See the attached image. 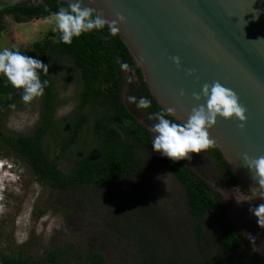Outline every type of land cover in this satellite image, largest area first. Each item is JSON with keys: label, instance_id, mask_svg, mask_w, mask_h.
<instances>
[{"label": "trees", "instance_id": "trees-1", "mask_svg": "<svg viewBox=\"0 0 264 264\" xmlns=\"http://www.w3.org/2000/svg\"><path fill=\"white\" fill-rule=\"evenodd\" d=\"M60 7L45 2L1 11L0 32L4 29L3 16H9L19 24L52 16ZM106 36L109 37L107 41ZM19 51L49 65L47 76L40 73L42 82L48 83L45 94L39 98L38 118L31 132L20 136H6L0 132V156L15 155L26 164L35 183L51 192L64 193L71 187L90 186L117 197L120 193L126 194L125 190L146 173L162 166L183 190L192 241V244L188 241L189 249L196 264L199 261L200 264H224L238 247L247 249L241 234L227 218L220 195L192 170L153 151L152 133L125 109L122 97L126 86L127 96L145 97L151 101L148 109H137L132 104L139 117L150 127L155 121L149 120L148 115L161 111L150 97L139 70L125 48L117 36L109 35L107 27L74 38L71 45L61 41L59 32L48 31L41 40ZM57 57L71 62L79 82L75 105L60 119L55 118L57 98L50 76V66ZM118 61L127 63L133 69L135 79L131 83V73L122 71ZM21 97L22 90L15 89L6 77L0 76V117H5L15 108L25 107ZM72 147H76V152L68 159L66 171H62L59 169L60 162ZM137 150L146 154V158L137 156ZM206 153L224 178L237 186L220 154L214 148ZM117 202L120 206L139 210L129 213L131 222H123L125 234H130L143 252L138 254L139 261L143 264L158 263L161 254L169 251L171 240L161 241L163 238L158 232L161 223H158L157 217H153L141 204H134L133 207L122 200ZM118 214H124L121 207ZM120 227L114 225L116 233L122 232ZM205 227L212 230L208 236L203 232L207 230ZM205 239L212 240L214 245L212 242H209L210 246L207 242L205 245ZM71 258L76 264H106L98 251L79 247L75 250L71 244H66L62 251H48L40 260L22 258L18 253H0V264H67Z\"/></svg>", "mask_w": 264, "mask_h": 264}, {"label": "rangeland", "instance_id": "rangeland-1", "mask_svg": "<svg viewBox=\"0 0 264 264\" xmlns=\"http://www.w3.org/2000/svg\"><path fill=\"white\" fill-rule=\"evenodd\" d=\"M50 19L51 16L16 24L9 16H3L4 29L0 32V50L26 49L31 43L41 40L48 31L55 32ZM50 76L57 98L55 118L60 119L75 105L74 98L79 89V82L71 62L64 57H57L52 62ZM126 91L127 89L122 97V103L124 100L125 104L128 103ZM131 108L135 110L132 105ZM39 109L37 98L31 104L15 108L5 117H0L1 134L28 135L37 121ZM75 148L72 147L60 162L59 169L62 171H66L67 161L74 156ZM136 154L142 159L146 158V154L140 150H137ZM200 154H192L194 172L220 195L227 218L243 236L247 245V249L240 246L234 250L230 263L225 260L224 264H259L264 259L255 252L259 249L257 246L249 245L248 235V231L253 229L250 220L257 221L250 211L256 206H252L249 201L238 202L237 199L244 200L246 195L227 186L212 161L205 160L202 155L198 161ZM4 163L12 166L6 169V172V167L0 169V182L7 172L15 168L16 170L6 183H0V188H3L0 190L3 204L0 206V253H18L22 258L40 260L48 251H62L66 244H71L75 250L79 247L98 251L106 264H143L139 261L138 254L143 252L138 249L137 241L124 231L126 222L132 221L129 213L139 210L120 206L117 201L122 200L133 207L134 204H141L153 217H157L158 223H161L158 230L163 238L161 241L171 240L168 243L169 251L163 252L161 260L153 264H196L189 249L188 241L191 244L192 241L183 190L162 166L146 173L132 187L125 190L127 195L120 193L117 197L90 186L71 187L64 193L51 192L35 183L26 164L15 155L2 154L0 164ZM120 207L124 212L122 216L118 214ZM114 225H121L122 232L116 233ZM205 228L207 230L203 232L208 236L212 230ZM262 229L258 227L257 231ZM254 233L256 232L252 231L251 235ZM206 242L208 244L212 240L205 239V245ZM198 263L200 264V261ZM67 264L76 263L71 258Z\"/></svg>", "mask_w": 264, "mask_h": 264}, {"label": "water", "instance_id": "water-1", "mask_svg": "<svg viewBox=\"0 0 264 264\" xmlns=\"http://www.w3.org/2000/svg\"><path fill=\"white\" fill-rule=\"evenodd\" d=\"M45 2L68 6V0H0V12ZM82 4L109 21L125 17L117 38L156 106L175 110L170 117L175 122L187 121L198 106L193 93H201L205 83L219 81L237 93L246 108L243 130L239 121L218 117L209 134L238 190L246 196L253 188L261 191L243 155L264 156V0H82ZM172 57L180 58L179 69ZM189 71L194 74L188 76ZM123 104L150 131L132 104L124 100ZM249 202L259 206L264 199L257 195Z\"/></svg>", "mask_w": 264, "mask_h": 264}, {"label": "clouds", "instance_id": "clouds-1", "mask_svg": "<svg viewBox=\"0 0 264 264\" xmlns=\"http://www.w3.org/2000/svg\"><path fill=\"white\" fill-rule=\"evenodd\" d=\"M50 23L53 25V31L59 32L61 41L66 45H71L74 38H79L93 30H103L105 27L111 37H116L120 33L119 25L126 23V19L123 15H118L115 20L109 21L102 12H97L91 7H84L82 0H68L67 7L61 6L58 11L52 14ZM108 39L109 37L106 36L105 40ZM172 62L178 69L180 68L179 57H172ZM118 63L122 71L131 73L129 77L131 83L135 79L133 69L127 63L121 61ZM48 71L49 65L39 59L22 54L18 49L4 48L0 50V76L6 77L15 89L22 90L21 99L26 105L45 94L48 82H42L40 73L47 76ZM193 74L192 71L187 73L188 76ZM180 95L183 96L184 92L181 91ZM202 99L206 103H200ZM193 100L197 102L198 106L192 109L186 122H174L169 118L174 114L173 108L148 115L149 120L155 121L150 128L153 133V151L174 162L190 160L191 154H200L218 147L216 141L209 134V130L217 124L218 117L225 121L233 119L239 121L241 130L246 123V108L239 102V96L219 81L212 84L205 83L201 93H193ZM127 101L129 104H134L137 109L151 107V101L145 97L137 99V97L129 95ZM243 161L244 165L253 173V178L259 184L261 191L258 192L256 188H253L251 194L244 200L237 199V201H251L257 195L264 199V156L253 159L244 154ZM11 166L9 163L0 164V169L6 167L4 168V172H6V169ZM14 170L7 172L0 182L1 185L9 180ZM0 190L2 191L3 188L1 187ZM1 200L2 196L0 195V206L3 205ZM250 211L257 218L259 226L264 228V204H260Z\"/></svg>", "mask_w": 264, "mask_h": 264}, {"label": "flooded vegetation", "instance_id": "flooded-vegetation-1", "mask_svg": "<svg viewBox=\"0 0 264 264\" xmlns=\"http://www.w3.org/2000/svg\"><path fill=\"white\" fill-rule=\"evenodd\" d=\"M201 155L204 156L205 160L208 159L209 161H212L213 164H214V166L217 168L216 164L214 163V161L212 160V158L206 153V151L202 152V153L199 155V157H198V161H200L199 158L201 157ZM191 157H192V154H191ZM179 163L182 164L183 166H185L186 168H188V169H190V170H192V171L194 172V169L192 168V158H191L190 160H181V161H179ZM217 170H218V168H217ZM218 171H219V170H218ZM219 174H220V176H221L223 182H224L227 186H229L230 188H235V189H237V186H233V185H231V184L228 182V180H226V179L224 178V176L220 173V171H219ZM237 190H238V189H237ZM239 191H240V190H239ZM240 192H241V191H240ZM246 197H247V196H246ZM252 206H256V207H257V205H252ZM250 221H251L250 225L253 227V229L250 230V231H248V235H250V236H249V240H250V244H249V245L257 246L259 249H258V250H255V252H257V253L262 257V259H264V228H263L260 232H258L257 229H258V227H260L259 224H258V222L255 221L254 219H252V220H250ZM252 231H253V232L255 231L256 233H254L253 235H251V232H252ZM241 238L243 239V236H242V235H241ZM259 264H264V260H263L262 262H260Z\"/></svg>", "mask_w": 264, "mask_h": 264}]
</instances>
